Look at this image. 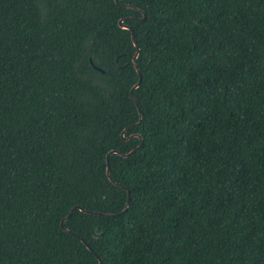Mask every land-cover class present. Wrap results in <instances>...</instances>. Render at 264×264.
<instances>
[{
    "label": "trees",
    "instance_id": "obj_1",
    "mask_svg": "<svg viewBox=\"0 0 264 264\" xmlns=\"http://www.w3.org/2000/svg\"><path fill=\"white\" fill-rule=\"evenodd\" d=\"M0 264H264V0H0Z\"/></svg>",
    "mask_w": 264,
    "mask_h": 264
},
{
    "label": "water",
    "instance_id": "obj_2",
    "mask_svg": "<svg viewBox=\"0 0 264 264\" xmlns=\"http://www.w3.org/2000/svg\"><path fill=\"white\" fill-rule=\"evenodd\" d=\"M116 1L119 3V0H116ZM126 5L129 6V7H132L131 5H128V4H126ZM144 14H145V13H144ZM126 19H129V18L120 19V20H119V24H120V26H121L122 28H125V29H129V30H131V36H132V39H133V41H134V44H135V46H136V48H137V49H136V53H135V55H134V57H133V63H134V65H135L136 70H137L138 73H139V80H138V82H137V83L131 88L130 93H131V97L134 99L136 105L139 107V103H138V101L136 100V98H135L133 92H134V90L140 85V83L142 82V73H141V71H140V69H139V67H138V65H137V58H138V55H139V52H140V48H139V45L137 44V42H136V40H135V33H134L133 28H132L130 25L124 23V20H126ZM144 19H145V16H144L143 18H141V20H144ZM91 61H92V60H91ZM92 63H93V62H92ZM93 65H94V64H93ZM95 68L98 69V70H100V71H102V72H105V70L102 69V68H100V67L95 66ZM139 111H140V113H141V110H140V109H139ZM140 123H141V119L137 122V124H140ZM126 130H127V129H124V130L122 131V136L124 135V133L126 132ZM135 136L140 138V144H139L136 148L132 149L130 152L124 154V153L120 152V151L117 150V149H112V150H110V151L108 152V154H107V169H106V172H107V175H108V177H109L110 179H112V178H111V175H110V165H109V156H110V154H112V153H118V154L123 155V156H129V155H131L136 149H138L139 147L142 146V144H143V138H142V136H141L140 133H133V134H131V135L128 136V137H124V139L127 140V139L132 138V137H135ZM127 193H128V200H127L126 207H125L124 210H127V209H128V207H129V205H130V201H131L130 190H129L128 188H127ZM77 209H80V210L85 211V212H91V211H88L87 209L82 208L80 205H75V206L70 210V212H69V213H68V214H67V215L61 220V226L63 227V229L66 230V231H68V232H70V233H72V234H74V235H76V236H78L77 233L71 231L69 228H67V227L65 226V221H66L69 217H71V216L73 215V213L75 212V210H77ZM92 213H98V214H101V212H92ZM83 242L87 245V242H86L85 240H83ZM87 247H89V246L87 245ZM89 248H90V247H89Z\"/></svg>",
    "mask_w": 264,
    "mask_h": 264
}]
</instances>
